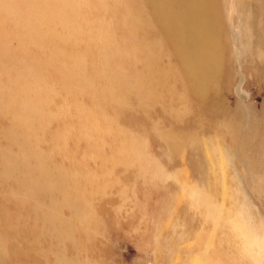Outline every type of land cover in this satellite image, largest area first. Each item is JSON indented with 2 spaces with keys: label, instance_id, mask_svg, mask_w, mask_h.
Segmentation results:
<instances>
[{
  "label": "rangeland",
  "instance_id": "374dc122",
  "mask_svg": "<svg viewBox=\"0 0 264 264\" xmlns=\"http://www.w3.org/2000/svg\"><path fill=\"white\" fill-rule=\"evenodd\" d=\"M97 2L0 0V264H264V0H222L204 101L158 37L160 102Z\"/></svg>",
  "mask_w": 264,
  "mask_h": 264
},
{
  "label": "bare ground",
  "instance_id": "6f19581e",
  "mask_svg": "<svg viewBox=\"0 0 264 264\" xmlns=\"http://www.w3.org/2000/svg\"><path fill=\"white\" fill-rule=\"evenodd\" d=\"M98 5L96 0L94 7ZM221 5L222 0H127V5L112 0L110 14L120 22L124 31L128 30L132 53L139 56L142 62L143 73L137 75V79L144 87L142 82L148 80V86L154 90L159 102V88L167 82L174 83L162 76L165 55L152 57L148 52L152 47L159 46L157 51L160 53L164 49L163 43L156 40L158 37L167 42L171 57L178 59L177 77L183 83V92L200 101L207 99L201 97L206 92L205 86L209 88L211 96L216 93L215 88L229 50L226 32L223 30ZM152 73L157 75L153 77ZM169 98L172 96L169 95ZM170 144L174 146L172 141ZM232 238L234 240L212 237L210 245L218 242L223 246V251L246 250L250 245H257L256 239L248 234H235Z\"/></svg>",
  "mask_w": 264,
  "mask_h": 264
}]
</instances>
